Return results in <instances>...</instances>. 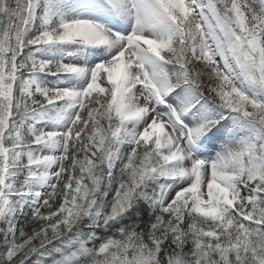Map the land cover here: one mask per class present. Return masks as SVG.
Returning a JSON list of instances; mask_svg holds the SVG:
<instances>
[{
    "label": "snow or ice",
    "instance_id": "obj_1",
    "mask_svg": "<svg viewBox=\"0 0 264 264\" xmlns=\"http://www.w3.org/2000/svg\"><path fill=\"white\" fill-rule=\"evenodd\" d=\"M0 264H264V0H0Z\"/></svg>",
    "mask_w": 264,
    "mask_h": 264
}]
</instances>
